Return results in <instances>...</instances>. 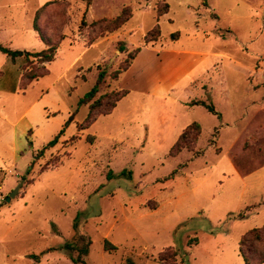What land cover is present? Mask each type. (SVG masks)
I'll return each instance as SVG.
<instances>
[{
    "label": "rangeland",
    "instance_id": "374dc122",
    "mask_svg": "<svg viewBox=\"0 0 264 264\" xmlns=\"http://www.w3.org/2000/svg\"><path fill=\"white\" fill-rule=\"evenodd\" d=\"M46 1L0 0V44L45 49L34 20L56 43L46 63L0 51V264H76L64 245L84 237L86 264H244L240 236L264 224V0ZM137 47V66L112 80ZM161 47L207 55L157 97L131 76ZM102 69L94 114L109 107L104 94L129 93L80 130L89 104L78 101ZM191 122L198 139L171 155Z\"/></svg>",
    "mask_w": 264,
    "mask_h": 264
},
{
    "label": "trees",
    "instance_id": "16d2710c",
    "mask_svg": "<svg viewBox=\"0 0 264 264\" xmlns=\"http://www.w3.org/2000/svg\"><path fill=\"white\" fill-rule=\"evenodd\" d=\"M51 1H46L41 7H44L45 5L49 4ZM205 3V0H204ZM40 7V8H41ZM168 4L165 3L164 8L161 10H157L156 12V17L162 15L163 13L168 11ZM116 17L114 20L111 21L112 24H114V30L115 31L117 28H119L123 22L125 21V18H120ZM84 21H81V24ZM33 28L36 31V33L38 34L39 38L46 43L47 47L41 51H37V52H30V51H23V50H12L10 48H8L7 46H4L2 44H0V51L7 54L11 60H14L16 57L18 56H36L39 58V60L41 62H50L51 60L54 59V54H55V50H56V43L52 42L53 39H50L51 37H47L45 36L38 28L37 23L33 22ZM111 30V28H110ZM111 31V32H113ZM109 32V30L107 31ZM110 32V33H111ZM155 33V35H152V33ZM178 35V33H173L172 37H176ZM160 37V29L158 27V24H155L151 29H149L145 35H144V43H148V42H153L156 41L158 38ZM91 43V42H89ZM140 48L137 47L135 49V53L134 54H129L128 55V59L116 70L112 71V73L110 74V77L112 78V80H116L118 79L120 73L126 71L132 60L135 58L136 54L139 52ZM47 70H45L44 72H42L41 74L37 75V76H32L31 78H38L40 76H43L44 74H46ZM106 72L102 69L99 70L95 83L93 84V86L79 99L78 104L82 105V104H89V110L87 113V117L85 119V122L82 123L79 127V129H84L87 128L88 125H90L93 121L96 120V117L98 115H106L112 112L113 108L116 106L117 102L124 97L127 93L128 90L123 89V88H116L113 91H110L107 94L104 95H108L112 97V100L109 103V107L101 114H94V110H96L97 108H99L102 103H101V96L99 98L93 99L94 95L98 92L100 85L104 82V78H105ZM103 95V96H104ZM199 103L203 106H205L210 112L212 113H216L214 107L212 105L206 104L203 101H193L192 104H196ZM74 117V112L70 115L69 120H72ZM191 134L194 140H197L200 134V125L197 122H191L190 124H188L186 127L183 128V130L180 132V134L178 135L176 141L174 142V144L171 146L170 148V154L171 155H177V153H179L181 150L183 149H187V150H191L188 145L184 144L183 139L187 136ZM56 141V138L51 140L50 142H48V146H51L54 144V142ZM240 217H243V214L239 215ZM80 239V238H79ZM82 243L80 245H78L75 242L72 241H68L65 245L64 248L67 250L69 258L72 262L76 263V264H86L85 260L83 259V256H85L88 253V247L90 244V240L88 237H84L82 239ZM262 244V246L260 247V245ZM104 247L105 249H110L113 248V246L111 244H109L107 241L104 243ZM245 247H247V250L245 249ZM76 250L77 255L74 256L72 254V251ZM238 254L241 256L244 264H263L264 263V224H262L261 226H257V227H253L247 231H245L239 239L238 242ZM32 255H30L31 257ZM172 256L175 257L176 253L173 251L172 252ZM129 264H134L132 262H129Z\"/></svg>",
    "mask_w": 264,
    "mask_h": 264
},
{
    "label": "crops",
    "instance_id": "0c3cea01",
    "mask_svg": "<svg viewBox=\"0 0 264 264\" xmlns=\"http://www.w3.org/2000/svg\"><path fill=\"white\" fill-rule=\"evenodd\" d=\"M156 41L145 43V45L154 44ZM153 52H155V55H154L155 59H152V58H150V60L143 59L144 61L143 67H145L144 71L141 74H139L137 77L136 76L133 77L130 75L132 77L131 82L136 83L140 88H143V90H145L143 92H149V89L152 87L153 88L155 87L157 90V87L164 85L165 82L168 80L172 81L171 86L175 85L177 82H180L184 78V76L190 71V69L193 68V66L195 65L196 61L192 64H189L191 61L189 59L190 56L194 58L195 56H200L203 53L207 55V52L196 51V50L188 49V48H182V49L170 48L169 49V48L161 47L159 49H155V50L153 49ZM142 53L143 51L139 50L135 58L132 60L129 66L130 73L132 72L133 68L137 66V63ZM168 65L173 66V70H172L173 72L162 73V70L164 69V67ZM150 78L152 80H150ZM148 82H151V84L148 85L149 84ZM123 89L128 90V93H129V89L127 88H123ZM158 91L159 90H157V92H154V94L157 97H161L164 94V92L163 91L158 92Z\"/></svg>",
    "mask_w": 264,
    "mask_h": 264
},
{
    "label": "water",
    "instance_id": "95a60500",
    "mask_svg": "<svg viewBox=\"0 0 264 264\" xmlns=\"http://www.w3.org/2000/svg\"><path fill=\"white\" fill-rule=\"evenodd\" d=\"M19 187V186H18ZM18 187L14 190V191H12L7 197H6V201H9L10 199H11V197H13L14 196V194L17 192V190H18Z\"/></svg>",
    "mask_w": 264,
    "mask_h": 264
}]
</instances>
